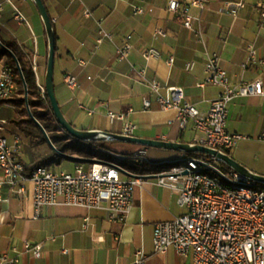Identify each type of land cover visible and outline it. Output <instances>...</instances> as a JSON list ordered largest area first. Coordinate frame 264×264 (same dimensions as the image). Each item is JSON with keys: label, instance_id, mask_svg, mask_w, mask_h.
<instances>
[{"label": "crops", "instance_id": "1", "mask_svg": "<svg viewBox=\"0 0 264 264\" xmlns=\"http://www.w3.org/2000/svg\"><path fill=\"white\" fill-rule=\"evenodd\" d=\"M168 1L42 0L54 31L53 82L63 115L78 129L121 134L122 123L110 121L107 113H124L135 126L133 136L193 143L199 133L192 123L188 122L182 129L177 110L161 108L157 93L144 83L139 71L145 69V77L160 84L162 95L167 94L169 87L183 89L184 99L204 116L220 88L198 84L205 78V53L216 54L233 85L257 79L262 82L261 95L237 97L230 102L226 131L242 137L230 150V156L264 175V142L258 140L264 129V29L258 26L257 10V3L264 0H242L244 6L238 8L235 4L240 0H205L203 9H191L199 18L193 24L200 34L183 26L177 15L167 9ZM181 1L183 6L188 4L187 0ZM134 7H140L142 13L135 14ZM16 11L25 17V22L15 19ZM99 25L113 35L112 40L96 44ZM156 29L165 35L155 37ZM127 36L131 49L126 60L118 61L116 49ZM0 42L14 54V50L19 53L43 94L48 40L32 0H0ZM249 44L256 48L258 60L246 64ZM151 47L158 51L159 57L145 59L143 53ZM6 59V56L0 59V69ZM65 74L76 76L78 86L68 88L63 80ZM15 100L14 96L0 99V136L9 143L14 135L11 121L19 117ZM145 100L149 102L147 107ZM76 144L86 153L81 157L115 162L143 176L135 187L130 213L124 220L111 222L104 210L56 206L41 208L35 217L32 184L24 183L25 194L3 185L0 264L14 259L17 264H135L138 251H142L139 264H195L191 253L181 257L169 248L164 254H157L153 247V225L183 212L177 194L158 184L155 173L167 167L164 164L190 156L115 141L104 142L100 150L90 149L88 143L77 141ZM143 148L150 162L147 168L117 158L133 155ZM49 149L47 143L31 152L23 149L19 158L27 164L33 156L45 154ZM71 154L80 156L76 152ZM72 162L67 172H72L77 163L85 168L91 164ZM211 163L220 166V162ZM53 165L59 168L60 163ZM86 219L88 224L83 228ZM32 247H39V255Z\"/></svg>", "mask_w": 264, "mask_h": 264}, {"label": "built area", "instance_id": "2", "mask_svg": "<svg viewBox=\"0 0 264 264\" xmlns=\"http://www.w3.org/2000/svg\"><path fill=\"white\" fill-rule=\"evenodd\" d=\"M187 1L188 4L183 6L181 0H169L167 9L177 15L184 27L200 34V30L195 29L193 24L199 18L191 13V9H203L206 1ZM243 6L242 0L235 4L236 8ZM257 10L258 26L264 29V2L257 3ZM134 13H142V9L134 7ZM232 13L235 14V9ZM15 19L19 23L26 20L18 11ZM164 35L161 29L154 31L155 37ZM105 39L112 40L113 35L99 25L96 44ZM130 49V36H127L116 49L117 60H126ZM247 49L246 64L256 62L258 59L254 45L249 44ZM143 57L158 58L159 53L151 47L143 53ZM169 61L172 62V58ZM190 67L191 64H188L187 68ZM204 71L205 78L198 85L220 88L218 96L210 102L204 116H200L198 109L184 99L183 89L169 87L167 94L162 95L159 93L160 84L145 77V69H141L139 75L157 93L162 109L177 110L178 124L182 129L188 122L192 123L194 130L199 133L193 143L225 152L231 150L242 138L237 133L226 131L230 102L237 97L261 95L262 82L257 79L233 85L227 71L219 63V56L207 52ZM63 80L70 89L78 86V80L72 74H65ZM16 90L14 74L7 64H3L0 69V99L10 98ZM144 105H149L148 100L144 101ZM107 117L110 121L122 123L123 134H133L135 126L127 119L126 114L108 111ZM258 140L264 142V129ZM21 150L22 143L18 135H13L11 143L0 136V188L6 185L13 192L25 194L24 183L30 182L35 217L41 208L56 206L104 210L111 222L124 220L130 213L134 190L141 182L142 175L130 172L115 162L100 160L87 168L77 163L72 172L60 170L54 165L38 166L28 177L24 175V164L19 158ZM117 158L132 160L144 168L150 164L146 159L145 148L133 155H118ZM197 160L201 159L185 157L155 173L158 184L177 194V203L183 212L171 220L159 221L153 225L154 252L164 254L169 248H173L181 257L191 253L195 264H264V189L232 170L223 173L228 182L218 176H211V172H205ZM87 224L86 219L83 228ZM26 247L30 248L29 245ZM32 250L39 255V247H32ZM141 256L142 251H138L135 264L140 263ZM8 264H17V260H11Z\"/></svg>", "mask_w": 264, "mask_h": 264}, {"label": "water", "instance_id": "3", "mask_svg": "<svg viewBox=\"0 0 264 264\" xmlns=\"http://www.w3.org/2000/svg\"><path fill=\"white\" fill-rule=\"evenodd\" d=\"M37 8V11L43 21L44 28L47 35L48 40V55H47V63L45 68V75H44V87L43 92L46 93L49 104L52 110V114L58 123L59 127L66 132L72 139L88 143V142H109V141H115V142H123L128 144H135L143 147L148 148H154V149H166V150H173V151H179L186 154L190 153H201L210 156V159L207 161L197 160L198 164L203 168L205 172H211L214 173L216 176H218L223 181L228 182L225 175L214 165H212V161H217L220 163H223L227 165L232 171L237 172L238 174L244 176L245 178L255 182L257 185H263L264 186V175L258 174L249 168L242 165L240 162L235 160L233 157H231L226 152L206 147L203 145L195 144V143H178V142H166V141H159V140H151V139H144L139 138L133 135H125L123 133L117 134V133H111L107 131H100V130H82L74 127L63 115L60 106L58 104L55 91H54V82H53V73H54V57H55V37H54V31L53 27L50 21V18L48 16V13L46 11V8L42 2V0H32ZM0 47L9 54L16 65V68L18 70L19 76L22 81L23 90H24V101L25 106L27 109V113L29 117L32 119V121L39 127L41 132L43 133L47 145L52 149L55 153L60 155L61 157L74 161V162H82V163H94L98 162L100 160L98 159H91L81 156H76L68 153H64L60 150H58L53 143L51 142L47 132L44 130L42 125L38 122V120L33 116L30 107L28 105V92H27V84L24 79L21 67L19 65L18 59L16 55L13 53L12 50H10L8 47L3 45L0 42ZM134 177L137 175L131 174Z\"/></svg>", "mask_w": 264, "mask_h": 264}, {"label": "trees", "instance_id": "4", "mask_svg": "<svg viewBox=\"0 0 264 264\" xmlns=\"http://www.w3.org/2000/svg\"><path fill=\"white\" fill-rule=\"evenodd\" d=\"M16 57L18 59L19 65L21 67L24 79L27 84V92H28V105L33 116L38 120V122L42 125L44 130L47 132L51 142L53 145L60 151L64 153L71 154L76 152L78 155L83 156L86 153L83 152L82 149L77 147L76 140L70 139V136L64 132L56 122L52 110L49 104V99L46 93L40 94L39 89L36 87L35 77L33 72L29 70L23 61L21 60L19 53L14 50ZM2 56H6V62L13 74H14V81L17 84V90L12 95L16 98L15 103L19 107L18 113L19 117L13 119L11 121L14 129V135H18L21 139L22 143V150H26L28 152L33 151L34 149L40 148L42 145L46 144L45 137L39 127L32 121L27 113V109L25 106L24 101V90L21 78L19 76L18 70L16 68L15 62L13 58L7 54L1 47H0V59ZM11 96V97H12ZM10 97V98H11ZM8 98V99H10ZM5 99V100H8ZM90 145V149L93 150H100L101 146L104 142H88ZM155 150L154 148H150ZM227 154L230 155V150H225ZM190 157L201 159L203 161H207L210 159V156L201 154V153H190L187 154ZM129 156V155H128ZM63 157L55 153L52 149H49L45 154H39L37 156H33L31 161L27 164H24V175L30 176L31 172L38 166H49L51 164H59ZM174 163H167L164 165L170 166ZM218 169L226 174L231 169L223 164L219 163ZM211 176L217 177L214 173H209ZM260 188L264 189L263 185H259Z\"/></svg>", "mask_w": 264, "mask_h": 264}, {"label": "rangeland", "instance_id": "5", "mask_svg": "<svg viewBox=\"0 0 264 264\" xmlns=\"http://www.w3.org/2000/svg\"><path fill=\"white\" fill-rule=\"evenodd\" d=\"M73 164L72 161L68 160V159H62V161L60 162L59 165V169L63 170V171H69L71 168V165ZM53 165V164H52ZM55 166V165H54Z\"/></svg>", "mask_w": 264, "mask_h": 264}]
</instances>
